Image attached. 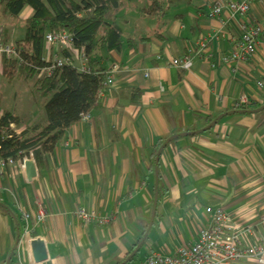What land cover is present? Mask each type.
Instances as JSON below:
<instances>
[{"label":"crops","instance_id":"0c3cea01","mask_svg":"<svg viewBox=\"0 0 264 264\" xmlns=\"http://www.w3.org/2000/svg\"><path fill=\"white\" fill-rule=\"evenodd\" d=\"M148 1L120 0V51L100 53L106 73L114 67L118 73L100 108L73 126L41 167L27 158L36 170L31 182L24 165L0 171V264H35L28 247L34 240L44 244L46 261L40 264H142L153 255L171 257L212 225L206 209L222 210L233 225L249 230L245 247L264 242L262 111L224 117L206 133L170 143L155 180L156 154L167 139L198 132L234 112L241 96L263 107L264 89L256 83L264 84V0L243 17L231 18L224 9L215 19L207 9L214 0H179L164 16L144 19L139 12ZM31 15L26 7L16 20L8 19V43L17 42V33L22 40ZM242 26L261 28L256 54L222 64ZM216 32L205 49L214 69L204 61L188 72L165 67ZM69 46H45V62L51 54L62 59ZM28 95L21 109L0 108V115L6 111L24 121L19 132L45 124L43 112L34 120L17 111L32 107ZM79 209L108 224L78 222ZM39 211L45 214L42 223L36 220Z\"/></svg>","mask_w":264,"mask_h":264},{"label":"trees","instance_id":"16d2710c","mask_svg":"<svg viewBox=\"0 0 264 264\" xmlns=\"http://www.w3.org/2000/svg\"><path fill=\"white\" fill-rule=\"evenodd\" d=\"M178 1L149 0L139 14L144 19L164 16L168 7ZM26 7L32 15L24 22L22 40L15 43L17 59L2 56L1 76L7 81L22 79L24 82L37 78V89H34L45 102V124L17 133L24 121L4 111L0 115V159L23 166V158H31L41 167L68 131L100 108L99 93L107 81L106 71L100 66V53L120 51L121 32L115 16L122 4L120 0H0V19L16 20ZM48 32L65 33L69 37L72 49L87 60V72L81 73L75 66L51 69L43 56L44 37ZM1 33L5 44L8 31L3 29ZM61 55L67 60L71 58L67 50ZM260 108L249 104L233 110L250 115ZM261 113L264 114V109Z\"/></svg>","mask_w":264,"mask_h":264},{"label":"built area","instance_id":"2783aa9c","mask_svg":"<svg viewBox=\"0 0 264 264\" xmlns=\"http://www.w3.org/2000/svg\"><path fill=\"white\" fill-rule=\"evenodd\" d=\"M259 0H239L231 2L227 0H214L208 7V17L210 19L218 18L221 12L226 9L231 18H239L245 16L253 3ZM219 32L212 34L208 39L201 38L198 48L188 56L168 60L165 63L166 68H172L182 72H188L198 61H204L212 69L214 64L211 62V55L205 54L206 44L215 40ZM262 30L259 26L246 27L242 26L238 38L233 40L231 52L228 56L221 60L225 65H236L251 59L257 52ZM47 47L55 48L58 44H70L69 37L65 33L48 32L44 37ZM71 58L58 59L54 58L50 64L51 69L61 68L64 66H75L76 69L85 73L87 60L83 55L72 49L71 44L68 47ZM5 56L9 59H17L16 48L11 44L0 43V57ZM51 70H48L49 72ZM118 73L114 67L110 72L106 73L107 81L103 85L102 91L99 93V100L103 97L104 91L112 85L113 76ZM258 90L264 89V84L256 83ZM249 100L245 96H241L233 105V108L248 105ZM86 119L85 117L82 120ZM28 159L23 158L25 163ZM17 164L13 160L0 159V171L13 168ZM206 214L212 217V225L199 233L198 239L191 247L179 249L174 256L162 257L153 255L147 258L142 264H235L240 261H254L256 264H264V242L257 244L255 247H245L243 242L249 230H244L233 225L228 215L222 210L206 209ZM45 214L38 212L37 222H44ZM75 219L85 225L97 224L104 226L108 224L107 219H100L95 213H87L83 209L77 210ZM264 230V227H263Z\"/></svg>","mask_w":264,"mask_h":264},{"label":"rangeland","instance_id":"374dc122","mask_svg":"<svg viewBox=\"0 0 264 264\" xmlns=\"http://www.w3.org/2000/svg\"><path fill=\"white\" fill-rule=\"evenodd\" d=\"M9 25H10V21L7 18L0 19V27L7 30L9 28ZM1 35L2 33L0 30V43L4 44V39ZM18 38H20V36L17 33L15 39L18 41ZM7 41L9 42V38L7 39ZM8 42L5 44H11L16 48L15 44ZM1 60L2 57H0V108L3 107L7 109H21V106L24 104L23 98L25 94L29 92L28 96L33 102L31 104L32 107L27 108V110H21V111L17 110V111L22 113L24 116L32 117L34 120H37L39 118V115H41V112H43L42 107L44 106L43 104L45 103L44 99L38 96V92L34 89V88L37 89V85H36L37 78L29 82H24L22 81V79H13L11 81H7L1 76ZM52 60L53 59L51 54L49 56L48 62H51ZM13 97L18 98V101L15 104L13 101ZM28 109H30V111H28ZM18 132L19 131H17V133Z\"/></svg>","mask_w":264,"mask_h":264},{"label":"water","instance_id":"95a60500","mask_svg":"<svg viewBox=\"0 0 264 264\" xmlns=\"http://www.w3.org/2000/svg\"><path fill=\"white\" fill-rule=\"evenodd\" d=\"M264 109V106L252 113L254 114H257L261 111H263ZM247 112H242V111H234V112H231V113H226V114H223L221 116H219L218 118H216L211 124H209L206 128L198 131V132H192V133H184V134H178L176 136H173L169 139H167L161 146L160 148L158 149V152L156 154V158H155V180L158 181V162H159V157L162 153V151L172 142L180 139V138H183V137H194V136H197V135H200V134H203V133H206L207 131H209L210 129H212L213 127H215L217 125V123L223 119L224 117H227V116H231V115H243V114H246ZM24 170H25V176H26V180L28 182H31L32 179H34L36 177V170H35V167H34V164L33 162L31 161H27L25 162L24 164ZM156 204V202H154ZM154 204V206H155ZM150 225H151V222H150ZM19 244V237L17 236L16 238V241H15V244H14V247H13V250L11 252V256L12 254L14 253V251L16 250L17 246ZM28 247L31 251V254H32V259L34 261L35 264H40V263H43L46 261V252H45V248H44V244L43 242H41L40 240H34V241H31L28 243ZM139 248H136V251H138ZM135 251V252H136ZM131 258V257H130ZM129 258V259H130ZM128 262V260L125 262V264ZM9 263V260L7 262V264Z\"/></svg>","mask_w":264,"mask_h":264}]
</instances>
